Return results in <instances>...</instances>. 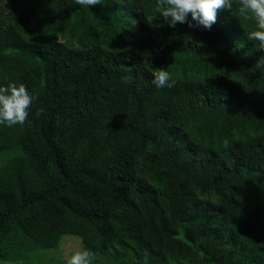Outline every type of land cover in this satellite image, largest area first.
I'll list each match as a JSON object with an SVG mask.
<instances>
[{"label": "trees", "instance_id": "obj_1", "mask_svg": "<svg viewBox=\"0 0 264 264\" xmlns=\"http://www.w3.org/2000/svg\"><path fill=\"white\" fill-rule=\"evenodd\" d=\"M238 8L203 30L155 0H0V83L34 96L0 125V260L73 235L91 264H264V50Z\"/></svg>", "mask_w": 264, "mask_h": 264}, {"label": "clouds", "instance_id": "obj_2", "mask_svg": "<svg viewBox=\"0 0 264 264\" xmlns=\"http://www.w3.org/2000/svg\"><path fill=\"white\" fill-rule=\"evenodd\" d=\"M235 0H155L158 13L168 27L175 28L177 23L187 24L189 28L211 30L217 20V9H231ZM72 4L91 6L100 0H71ZM238 12L245 19H252L255 30L247 36L249 40L259 41V49L264 50V0H239ZM258 64H264V56ZM175 81L170 71L160 67L153 72L152 84L156 88L172 87ZM34 100L33 94L23 83H0V125L11 127L24 124L29 107ZM227 141H225V144ZM92 252L82 247L72 252L64 264H91Z\"/></svg>", "mask_w": 264, "mask_h": 264}, {"label": "rangeland", "instance_id": "obj_3", "mask_svg": "<svg viewBox=\"0 0 264 264\" xmlns=\"http://www.w3.org/2000/svg\"><path fill=\"white\" fill-rule=\"evenodd\" d=\"M80 237L73 235H66L62 237L59 245L55 249H46L42 251L33 260L38 264H64L68 256L76 251L81 249ZM0 264H14L12 262H6L0 260ZM175 264V263H173Z\"/></svg>", "mask_w": 264, "mask_h": 264}]
</instances>
